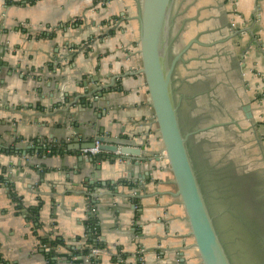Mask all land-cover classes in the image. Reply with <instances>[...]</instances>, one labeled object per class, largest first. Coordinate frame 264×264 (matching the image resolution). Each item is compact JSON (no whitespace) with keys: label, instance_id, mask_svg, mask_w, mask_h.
Segmentation results:
<instances>
[{"label":"crops","instance_id":"1","mask_svg":"<svg viewBox=\"0 0 264 264\" xmlns=\"http://www.w3.org/2000/svg\"><path fill=\"white\" fill-rule=\"evenodd\" d=\"M28 1L0 0V39L8 45L0 57L5 62L0 70V264H94L93 256L99 257L98 264H203L182 200L175 194L177 185L162 154L140 72L136 16L141 0ZM182 1L175 2L171 32L179 39L185 24L195 19L191 11L179 21L175 9ZM220 1L222 6L214 9L211 0H199L196 7L207 4L204 7L217 12L210 22L217 27L203 37L194 34L210 42L239 30L235 39L213 47L220 53V98L225 87L231 90L240 126L230 124L235 132L215 136V142L237 139L231 148L237 162L233 169L242 176L211 190L215 199L235 198L231 208L221 204L216 219L263 218L264 0ZM228 51L240 65L231 79L224 67ZM94 91L97 94L86 97ZM100 92L95 107L88 106ZM246 103L252 105V119L241 110ZM104 128L110 139L121 135L135 144L147 141L142 152L149 161L136 165L103 151L89 162L95 153L73 149L85 142L77 134ZM41 139L54 145L42 158L32 149L26 155L16 150L38 145ZM56 145L71 149L58 150ZM225 151L220 157L224 165ZM93 171L98 181L89 184L86 179ZM11 188L21 198L22 211L16 209ZM39 204L34 226L24 211ZM93 237L101 244L98 256L91 253ZM50 244L52 263L45 249Z\"/></svg>","mask_w":264,"mask_h":264},{"label":"water","instance_id":"2","mask_svg":"<svg viewBox=\"0 0 264 264\" xmlns=\"http://www.w3.org/2000/svg\"><path fill=\"white\" fill-rule=\"evenodd\" d=\"M175 2L176 0H141L139 12L136 16L139 24V44L142 57L140 72L144 74L149 90L155 121L163 146L162 154L167 159L174 175L177 185L175 194L182 200L190 233L194 237L195 246L199 251L202 263L234 264L216 225L218 214L213 213L207 203V198L190 152L189 140L193 135L200 132L232 123L239 126V123L234 119L231 121L212 122L200 128L186 130L181 121L180 113L185 95L179 92V86H176V82L178 79V65L187 62L185 54L192 48L193 44L198 43L208 48L216 46V44L224 43L234 38L239 30L222 39L210 42H203L198 36L193 37L182 49L173 53L174 42L179 38V35L173 36L171 33ZM7 48L6 42L0 39V57L5 55ZM3 63L5 62L0 58V70ZM10 70L12 71V68ZM11 71L10 74H12ZM87 84L88 82L84 83V85ZM97 92L94 91L86 97H91ZM102 96L103 92H100L98 96L93 98V102L87 103L88 106L95 107V102ZM241 109L247 119L253 118L252 105L250 103L242 104ZM101 116L102 114H99V117ZM77 135V139L85 138V142L73 146V149L79 151L92 148L99 149L95 157L89 158V162H94L96 157L103 151L112 152L114 157L129 160V163L136 165L145 163L150 159L145 152H142L147 146V141L135 144L121 135L110 139L105 134V128L102 130L95 129V131L92 129L90 133ZM47 148L52 150L54 145L45 143L44 139H41L38 145L28 144L16 147V150L17 152L21 150L22 154L26 155L27 150L32 149L33 153H39L42 158L44 157L42 153ZM69 148L71 149L69 146L56 145V149L62 151ZM48 156H51V153ZM19 164H21V161L17 163V165ZM26 164L31 165L32 162L28 160ZM100 168L101 165H98L97 169L99 170ZM12 175L10 174V176ZM86 180L89 184H95L98 181V175L93 171L87 176ZM94 258L96 259L93 256ZM97 259L99 260V257Z\"/></svg>","mask_w":264,"mask_h":264},{"label":"flooded vegetation","instance_id":"3","mask_svg":"<svg viewBox=\"0 0 264 264\" xmlns=\"http://www.w3.org/2000/svg\"><path fill=\"white\" fill-rule=\"evenodd\" d=\"M198 47L202 49L205 48L200 44H198ZM185 58L187 59V62L178 65V69L182 66L185 70L180 79V82H182V93L185 95L180 111L181 121L185 129L193 130L198 127H203L204 125H201L203 119L220 118L218 114L222 115L221 112L225 114L223 115L225 121L234 120L235 114L238 113L239 109H237L234 103L235 100H233L231 90L225 87L224 99L220 98V91H218L221 84V82H219V73L217 71V64H219L220 61V53L217 50H214L213 54L209 56V59L200 58L198 56L188 57V55L185 56ZM198 60H203L206 63L208 62L210 65L207 64L208 66L193 67L194 69H192L190 64L193 62L197 65V63H199ZM224 64L227 77L231 76L232 72L239 70L240 68L239 63L230 51H228V53L226 52ZM228 79H231V77H228ZM224 85H229V83L227 82ZM199 99L203 100L202 103L199 102L200 104H198ZM213 122H220V120ZM224 127L229 128L231 126L227 125ZM219 128L220 127H217L211 130L216 131ZM211 130L193 135L189 140V146L199 180L201 181V186L207 198V203L212 211L210 202L211 198L215 205H217V201H222V204H225L230 208L232 207V199L235 201V198L227 196L226 200L215 199L211 190L219 188L220 186L226 187L227 185L241 181L242 176H236L235 170L229 165L231 163L230 161H228L227 165H224V167L217 166L216 163L210 164L209 158L211 157H208L207 147L211 141H213V143L215 142V139L212 140L208 137V132H212ZM226 171H229V173L226 174ZM245 178L246 176H243V179ZM250 191L251 189L242 192L249 193ZM238 195L239 193H236L234 196ZM255 195L256 194L253 196ZM231 221L233 220L231 219L230 222ZM233 222L236 227L238 238H241L242 240L241 245L243 251L246 252L247 263L250 264L251 261L252 264H264V217L245 220L242 218H234Z\"/></svg>","mask_w":264,"mask_h":264},{"label":"rangeland","instance_id":"4","mask_svg":"<svg viewBox=\"0 0 264 264\" xmlns=\"http://www.w3.org/2000/svg\"><path fill=\"white\" fill-rule=\"evenodd\" d=\"M218 1H220V0H211V2L213 3L212 6L214 7V9H216V6H218V5L222 6V4H218ZM182 2H183V4L182 5H178L179 7L177 6L176 9H175V11H177V13L179 14V18H178L179 21L181 20V18L186 16V14L191 12V11L194 12L195 19L194 20H189L185 24V26L182 28V30L180 32V39H178V40H176L174 42L173 53L179 51L180 49H182V47L184 45H186L187 42H189L188 40L190 39L191 35H194V34L196 35L197 32H199L201 37L206 36L207 32L210 30L209 28H211V32H213L214 31L213 30L214 26H216L214 23H210V22L214 18L215 13L217 14V12L212 10V9H209L207 7H204L207 4H202V7L198 8L196 6L198 5L199 0H184ZM127 3L128 4H134L132 0H129V2H127ZM201 19L204 20V21L201 22ZM195 23H196V26H195ZM208 24H210V27L207 26ZM178 25H179V23H178ZM190 25L193 26V29H191ZM194 26H195V29H194ZM197 27H199V29H196ZM215 31L219 32L220 30L216 29ZM195 35H194V37H196ZM236 37H238V36H236ZM236 37H234V39ZM198 38L201 41H203L200 37H198ZM213 47L214 46H212V49H202V48L198 47L197 43H195L192 46V48L190 49L191 51H188L185 56H187V55L189 57L190 56H198L200 58L209 59V56L211 54H213V52L215 50ZM198 61H199V63H197V65L192 62L190 64V67L192 69H194V68H196L198 66H204V65L208 66V65H210V63H208V62L206 63L203 60H198ZM184 71H185L184 68H182V66H181L178 69V72H177V78L178 79H177V82H176L177 83L176 86H179V91L180 92H183L182 84H181L182 82H180L181 81L180 79L183 76V74H184L183 72ZM199 102L202 103L203 100L199 99L198 100V104H200ZM221 113H222V115L221 114H218V115H219V117H221L222 121H225V120H223L224 119L223 115H225V114L223 112H221ZM215 119L214 118H211V119L206 118L205 120L203 119L201 125L205 126L207 124H210L213 121H218L219 120V118H217L216 120ZM223 128H225L226 132L224 131V129L221 130V127H220L216 131L211 130L212 132H208L209 133L208 137H210V139L214 140L215 136H219V135L227 136L229 130H230L229 132H231V131L235 132L234 129H232V127H229V128L223 127ZM239 136H240L239 140L244 142V138L245 137H243V135H239ZM236 138H237V136H236ZM223 140H224L223 143H221V141H216L214 143H213V141H211V143L208 145V147H207V149H208V157H211V158H209V160H210L209 162H210V164L216 163L217 166L224 167V162H222L220 160V157H221V150H226L225 151V155L224 154L222 155V156H224V160H226L225 165H227L228 161H231V158L232 159L234 158V160H232L234 164L233 163L229 164L233 168L235 166V164H237V162H236V157H234L231 154V151H232L231 148L234 145L233 141H234V143H236L237 139H233V141H231L230 137L228 136L226 139L224 137ZM225 173L228 174L229 171H226ZM211 197H212V195H211ZM210 202H211L212 212L219 214L221 212L220 208H221V204L223 202L222 201H217L216 204L218 206L215 205L212 202V198H211ZM230 220L231 219L228 218L227 216H223V217H221L219 219H216V222L218 223L217 228H218V230L220 229L219 231L221 233L222 240L226 244V246L228 247V250H229V252L231 254V257H232V260L234 261V264H248L247 260H246V252L243 251V248H242V245H241V241L242 240H241V238H238V234L236 233V227L234 226V222L233 221L230 222ZM250 264H252L251 261H250Z\"/></svg>","mask_w":264,"mask_h":264},{"label":"trees","instance_id":"5","mask_svg":"<svg viewBox=\"0 0 264 264\" xmlns=\"http://www.w3.org/2000/svg\"><path fill=\"white\" fill-rule=\"evenodd\" d=\"M28 2L34 3L35 0H29ZM10 194H11V197H12L13 201L16 203V209L18 211H22L23 205H22L21 198L18 196V194L15 191H13L12 188H11ZM41 206H42V204H39V205H37L35 207H31V208H29V209L24 211L27 220L29 222H32L34 226L38 225L39 212H40ZM94 237L96 238V236H94ZM94 237L92 238V240L94 241V244H96V246L100 247L101 244L97 240H95ZM49 247L51 248V250L47 252V257H48L49 262L52 263L53 260H54L53 256L55 255V252H54L53 247H52L51 244L49 245ZM85 251L87 252V251H89V249H86ZM93 261H94V264H98L99 260L94 258Z\"/></svg>","mask_w":264,"mask_h":264},{"label":"built area","instance_id":"6","mask_svg":"<svg viewBox=\"0 0 264 264\" xmlns=\"http://www.w3.org/2000/svg\"><path fill=\"white\" fill-rule=\"evenodd\" d=\"M97 153V152H99V149L98 148H92V149H85L84 150V153L85 154H88V153ZM47 251H50L51 250V248L49 247V246H47L46 248H45ZM102 252V249L101 248H99L98 246H93L92 248H91V253L93 254V255H96V256H98L100 253Z\"/></svg>","mask_w":264,"mask_h":264}]
</instances>
